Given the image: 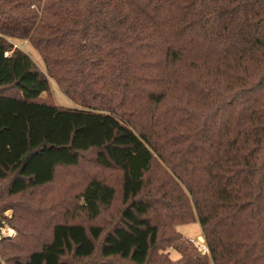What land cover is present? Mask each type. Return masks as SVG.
Returning a JSON list of instances; mask_svg holds the SVG:
<instances>
[{
    "label": "trees",
    "instance_id": "trees-1",
    "mask_svg": "<svg viewBox=\"0 0 264 264\" xmlns=\"http://www.w3.org/2000/svg\"><path fill=\"white\" fill-rule=\"evenodd\" d=\"M50 79L79 107L43 100ZM81 165L122 171L119 223L22 231L56 169ZM115 196L100 180L82 195L93 219ZM10 210L20 237L0 241L5 264H150L166 246L182 258L160 264H264V0H0V216ZM197 222L210 260L179 245L174 227Z\"/></svg>",
    "mask_w": 264,
    "mask_h": 264
},
{
    "label": "rangeland",
    "instance_id": "rangeland-1",
    "mask_svg": "<svg viewBox=\"0 0 264 264\" xmlns=\"http://www.w3.org/2000/svg\"><path fill=\"white\" fill-rule=\"evenodd\" d=\"M11 42L16 48L28 54L36 66L45 75H47V70L40 53L35 48H33V46L28 41L11 40ZM50 88V94L43 95V100H50L55 105L64 108L75 109L79 107L64 94L57 82L52 79H50ZM56 174L57 177L55 178L52 189L38 195L35 202H29L26 204H29L33 210L40 209L44 213L43 215L37 217L34 214L31 216L30 214L25 216L24 213V218H26L20 226L22 231L25 230L27 235H32L30 237L34 238L39 237L41 240H44L45 235L46 237L49 236L47 227H45L48 223L83 225L86 227L99 226L106 229V232L111 230L119 223L121 212L123 210V173L121 174L119 170H105L81 165L77 167H58ZM92 180H100L110 186H113L116 191V196L112 205L108 208H104L102 214L96 219L91 218L88 210L85 208V203L82 197L84 190ZM18 200L19 198H15L12 199L11 202L19 203ZM3 201L4 203H8L6 199ZM46 209L48 211L44 212ZM26 210L27 209L25 208L24 211ZM21 212L22 211H20V213ZM12 217H14L12 210L7 211L4 213V215L0 216V241L4 239H18L20 237L18 232L12 229L13 226L9 223V220L12 219ZM27 224H31L33 229L27 228ZM174 230L181 235V240L179 242L180 244H177L181 245L183 243L185 244V242H188L192 245L193 257H198V255H208L204 253V249H202L205 244L207 246V243L203 236V231L199 222L181 226L177 225L174 227ZM26 246L27 249H23L22 251L27 252H24L22 255H27L29 252H31L28 249L34 247V243L32 245L31 241L28 240L26 241ZM158 254L159 255H155L154 257L156 261L153 259L154 262L152 261L150 264H160L162 261H164L163 258L161 260L160 255L162 257H168V259L173 263L179 262L182 258V255L178 251L168 246H166L164 250H160ZM4 261V254L2 248H0V264H5ZM97 261H102V259L97 256L88 261V263L94 264ZM112 261L116 264L126 263L119 259H113ZM75 264L84 263L76 262ZM209 264L213 263L209 262Z\"/></svg>",
    "mask_w": 264,
    "mask_h": 264
},
{
    "label": "built area",
    "instance_id": "built-area-1",
    "mask_svg": "<svg viewBox=\"0 0 264 264\" xmlns=\"http://www.w3.org/2000/svg\"><path fill=\"white\" fill-rule=\"evenodd\" d=\"M202 249H204L203 251H204V253H206V254H208V255H210V251H209V248H208V246H206V244L202 247Z\"/></svg>",
    "mask_w": 264,
    "mask_h": 264
},
{
    "label": "crops",
    "instance_id": "crops-1",
    "mask_svg": "<svg viewBox=\"0 0 264 264\" xmlns=\"http://www.w3.org/2000/svg\"><path fill=\"white\" fill-rule=\"evenodd\" d=\"M57 169H58V168H57ZM57 169H56V170H57ZM120 173L122 174V172H121V171H120ZM56 177H57V174H56ZM85 207H86V205H85ZM104 208H108V207H104ZM103 210H104V209H103ZM92 219H93V218H92Z\"/></svg>",
    "mask_w": 264,
    "mask_h": 264
}]
</instances>
